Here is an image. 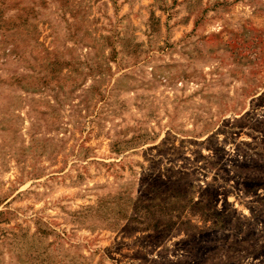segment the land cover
I'll return each instance as SVG.
<instances>
[{
	"label": "rangeland",
	"instance_id": "1",
	"mask_svg": "<svg viewBox=\"0 0 264 264\" xmlns=\"http://www.w3.org/2000/svg\"><path fill=\"white\" fill-rule=\"evenodd\" d=\"M0 264H264V0H0Z\"/></svg>",
	"mask_w": 264,
	"mask_h": 264
}]
</instances>
